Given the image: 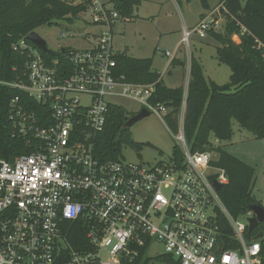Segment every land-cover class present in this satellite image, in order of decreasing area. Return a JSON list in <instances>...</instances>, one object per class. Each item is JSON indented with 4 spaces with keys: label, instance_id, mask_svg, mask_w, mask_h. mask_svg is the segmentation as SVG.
Returning <instances> with one entry per match:
<instances>
[{
    "label": "built area",
    "instance_id": "built-area-1",
    "mask_svg": "<svg viewBox=\"0 0 264 264\" xmlns=\"http://www.w3.org/2000/svg\"><path fill=\"white\" fill-rule=\"evenodd\" d=\"M84 5L90 24L100 28L95 45L48 60L22 39L14 49L28 54L25 79L0 82L27 98L11 100L9 121L13 136L31 148L12 162L0 158V264H137L141 258L142 264L154 242L180 264H260L261 243L246 237L254 214L235 218L221 201L213 181L223 186L228 178L212 165L219 157L214 150H190L185 109L173 133L180 158L147 167L95 157L115 99L136 101L163 121L169 109L150 102L155 85L117 73L114 25L126 19L114 5ZM216 12L184 27L181 44L217 32ZM220 145L210 139V148ZM80 221L87 238L75 249L66 225Z\"/></svg>",
    "mask_w": 264,
    "mask_h": 264
},
{
    "label": "trees",
    "instance_id": "trees-1",
    "mask_svg": "<svg viewBox=\"0 0 264 264\" xmlns=\"http://www.w3.org/2000/svg\"><path fill=\"white\" fill-rule=\"evenodd\" d=\"M200 1L205 10H210L208 0ZM111 2L121 17L131 19L143 0ZM219 5L227 20L225 32L211 31L209 34L216 41L218 61L232 71L228 84L220 86L208 82L201 63L194 57L187 92L183 88L167 87L162 75L153 69L151 58L118 55L117 73L134 84L155 85L150 102L169 109L164 124L172 134L179 131L180 114L186 100L184 132L190 150H214L218 154V159L212 165L222 169L228 178V183L222 186L218 195L230 214L238 218L248 214L252 206H263L252 196L255 171L222 147L209 146L212 137L221 142L232 140L233 121L256 139H264V51L259 47V44L264 45V0H220ZM85 9L64 0H33L31 3L25 0H0V82L15 83L25 79V66L29 57L27 53L16 51L14 45L39 28L52 26L55 21L69 15L76 16ZM233 36L239 37V44L233 41ZM41 53L48 60L61 56L59 52L54 56ZM17 96L27 100L21 91L0 84V158L9 162L31 152L25 140L13 136L9 121V105ZM129 117V113L121 107L110 108L106 129L98 138L94 150L98 160L121 161L123 146H133L139 151L140 147L132 139L129 130L123 129ZM173 155L181 157L177 146L174 147ZM83 223L86 222L66 225L70 228L68 240L75 249H81L87 238ZM246 237L250 242L255 238L261 243L260 264H264V222L252 234L247 231ZM144 253L143 250L141 257ZM163 259L176 264L171 256Z\"/></svg>",
    "mask_w": 264,
    "mask_h": 264
},
{
    "label": "rangeland",
    "instance_id": "rangeland-1",
    "mask_svg": "<svg viewBox=\"0 0 264 264\" xmlns=\"http://www.w3.org/2000/svg\"><path fill=\"white\" fill-rule=\"evenodd\" d=\"M25 1L31 3L33 0ZM64 1L74 6L87 7L84 5V0ZM99 1L106 4L108 9H112L111 0ZM208 1L211 10L217 11L214 14L215 18L220 21L217 33H224L227 20L220 11V0ZM204 10L200 0L186 3L185 0L180 2L143 0L135 9L133 18L115 23L113 49L118 55L153 59V69L165 76L166 84H172L177 88L185 90L186 87L183 86L188 84L192 57L200 61L208 82H214L220 86L226 85L230 82L232 71L227 65L218 61L217 44L210 34L205 38L194 34L189 47L179 43V40L183 38L184 26L188 29L195 27L200 21V13ZM91 19L90 13L82 10L76 16L69 15L65 19L55 21L52 26H43L36 33L47 43L48 48L56 53L62 49L73 51L90 49L96 44L100 34V28L90 24ZM62 34H66V37H62ZM232 39L235 43H240L238 36H233ZM167 52L170 56L166 55ZM175 53L178 60L182 62L179 63L178 69L173 66L168 68L173 57H176ZM168 71L175 75L174 83L167 81ZM114 103L130 116L142 109L138 102L130 99H115ZM233 129L232 140L221 142L220 146L224 151L254 169L252 196L264 206V139H256L236 121H233ZM129 132L140 149L138 153H135L131 146H123L122 160L128 163L152 167L171 161L175 146L182 149V145L169 132L164 121L155 114L133 125ZM163 257L167 258L164 248L158 242H154L148 257L143 259L142 264H171L164 261ZM101 259L106 261L107 256L104 254ZM174 261L178 264L176 259Z\"/></svg>",
    "mask_w": 264,
    "mask_h": 264
},
{
    "label": "water",
    "instance_id": "water-1",
    "mask_svg": "<svg viewBox=\"0 0 264 264\" xmlns=\"http://www.w3.org/2000/svg\"><path fill=\"white\" fill-rule=\"evenodd\" d=\"M27 41L35 45L41 52L46 53L48 55L54 56L56 52L51 51L48 48L47 43L36 33L32 32L26 37ZM62 52L64 49L61 50ZM151 114L146 109H141L139 112H137L133 117L128 119V121L125 123L123 129L129 130L133 125L140 122L141 120L149 117ZM131 148L135 151V153H138V151L131 146ZM214 186L217 191H219L222 188V185L219 184L216 180L213 181ZM253 214L254 217L249 219V233L252 234L254 230L264 222V207L263 206H252L249 209ZM255 240V238H253Z\"/></svg>",
    "mask_w": 264,
    "mask_h": 264
},
{
    "label": "crops",
    "instance_id": "crops-1",
    "mask_svg": "<svg viewBox=\"0 0 264 264\" xmlns=\"http://www.w3.org/2000/svg\"><path fill=\"white\" fill-rule=\"evenodd\" d=\"M181 1H183V0H181ZM186 2H188V1H186L185 0V3ZM209 2V1H208ZM220 6V5H219ZM209 11H212L211 10V8H210V10H204V11H202L201 13H200V19L204 16V14L205 13H207V12H209ZM184 27H186V26H184ZM182 41V39L181 40H179V43ZM176 53H177V51H176ZM176 53H175V56H176ZM133 58H138V59H147V58H140V57H133ZM193 58V57H192ZM198 60V59H197ZM175 62V65H172V62ZM172 62H171V64H168V68L169 67H171V66H173V67H175L176 69H178L179 68V63L180 62H182V61H179L178 60V58H177V56L176 57H173V60H172ZM200 62V61H199ZM167 74H169V77H168V82L169 83H174V81H175V75L172 73V72H170V71H168L167 72ZM190 78H191V72H190ZM190 78L188 79V84H186L187 86H183V87H186L185 88V92H187V89H188V85H189V82H190ZM162 80H163V82L165 81V76L164 75H162ZM180 83V82H179ZM167 87H169V88H177V87H174V86H172V84H166V81H165V83H164ZM183 108L185 109V111H186V104H184L183 105ZM264 207V206H263Z\"/></svg>",
    "mask_w": 264,
    "mask_h": 264
},
{
    "label": "flooded vegetation",
    "instance_id": "flooded-vegetation-1",
    "mask_svg": "<svg viewBox=\"0 0 264 264\" xmlns=\"http://www.w3.org/2000/svg\"><path fill=\"white\" fill-rule=\"evenodd\" d=\"M133 116H134V115L130 116L129 119H130L131 117H133Z\"/></svg>",
    "mask_w": 264,
    "mask_h": 264
}]
</instances>
